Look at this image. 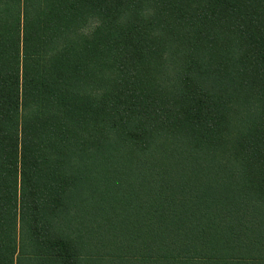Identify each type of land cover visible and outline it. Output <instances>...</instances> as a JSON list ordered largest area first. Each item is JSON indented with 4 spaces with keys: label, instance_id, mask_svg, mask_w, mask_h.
<instances>
[{
    "label": "trees",
    "instance_id": "1",
    "mask_svg": "<svg viewBox=\"0 0 264 264\" xmlns=\"http://www.w3.org/2000/svg\"><path fill=\"white\" fill-rule=\"evenodd\" d=\"M0 264H264V0H0Z\"/></svg>",
    "mask_w": 264,
    "mask_h": 264
}]
</instances>
